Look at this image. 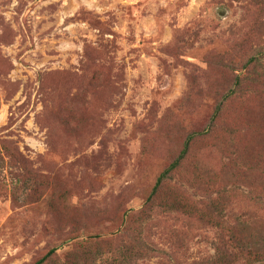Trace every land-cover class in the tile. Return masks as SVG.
<instances>
[{"label":"rangeland","instance_id":"1","mask_svg":"<svg viewBox=\"0 0 264 264\" xmlns=\"http://www.w3.org/2000/svg\"><path fill=\"white\" fill-rule=\"evenodd\" d=\"M219 247L264 264V0H0V264Z\"/></svg>","mask_w":264,"mask_h":264},{"label":"trees","instance_id":"2","mask_svg":"<svg viewBox=\"0 0 264 264\" xmlns=\"http://www.w3.org/2000/svg\"><path fill=\"white\" fill-rule=\"evenodd\" d=\"M197 136H198V133H192L191 135H189L187 137V139L184 143V147L181 150L180 154L171 162V164L158 177L156 184L152 190V193L150 194L149 199H151V200L154 199V197L156 196V194H158V191L161 189V187L166 183V181H168L167 179L170 177V175L173 172H175L176 170H178L179 167H182L183 161L185 160L186 156L188 155V153L190 152V150L192 148V142H194L196 140ZM206 170L209 171L208 169H206ZM184 207H185V205L182 203H178L177 205L173 206V208L176 210H183ZM215 208L217 211L218 207H215ZM217 215L220 216V209L218 210ZM217 215L211 214V216L207 217V219H209V222H212V219L218 218ZM213 222H214V220H213ZM240 240L245 245V239L240 238ZM241 242H239V245L241 246V248H243L244 245ZM131 248H132V246H127L125 248V255L127 257L129 256L128 254L132 250ZM220 248L221 247H219V249L217 250V254L215 255V260L212 261L211 263H213V264L231 263L233 258L235 257L234 253H228L225 251V249H223V248L220 249ZM55 253H56V249L55 248L51 249L47 254H45L43 257L38 259L34 264H51V263H53ZM90 253H91V250L87 246V250H85V253H84L85 255H83L85 260H88ZM71 257L76 258V256H71ZM73 264H78V263L76 261H74ZM89 264H91V263H89Z\"/></svg>","mask_w":264,"mask_h":264}]
</instances>
